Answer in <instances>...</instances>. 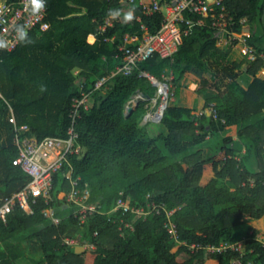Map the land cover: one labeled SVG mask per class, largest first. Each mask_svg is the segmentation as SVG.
Returning a JSON list of instances; mask_svg holds the SVG:
<instances>
[{"label":"trees","instance_id":"obj_1","mask_svg":"<svg viewBox=\"0 0 264 264\" xmlns=\"http://www.w3.org/2000/svg\"><path fill=\"white\" fill-rule=\"evenodd\" d=\"M45 2L49 28L30 29L16 48L0 49V204L30 178L13 163L19 155L16 135L66 137L75 99L87 93L92 104L80 107L75 123L83 151L70 154L55 172L49 196H39L32 213L16 206L6 221L0 220V264H19L31 243L37 253L30 254L33 264H205L206 258L231 264L241 255L236 250L193 251L181 241L206 245L243 237V264H264L259 230L249 223L264 216V58L259 56L264 52V0H224L233 17L226 29L211 16L198 23L201 16L188 13L195 21L183 24L189 31L173 57L156 52L130 74L117 72L123 62L120 45L126 34L142 37L144 26L156 32L162 11L148 14L140 0ZM129 11L132 17L126 19ZM232 33L255 49V60L235 57L240 40L230 38ZM224 37L222 47L218 43ZM141 71L159 80L171 73L175 89L183 78L197 82L205 107L216 102V115L170 104L154 121L148 115L157 108L158 86ZM102 78L107 79L97 87ZM139 91L148 97L127 112ZM12 113L16 123L10 121ZM22 125L29 130L18 131ZM70 171L80 177V188H90L89 201L106 210L123 191L130 203L147 208L154 202L161 212L123 215L133 229H120L121 212L111 217L96 213L81 223L75 205L63 207L72 189ZM50 207L56 208L58 223L45 215ZM164 207L174 210L170 218L181 241L170 236ZM67 235L94 247L77 252L64 243Z\"/></svg>","mask_w":264,"mask_h":264},{"label":"built area","instance_id":"obj_2","mask_svg":"<svg viewBox=\"0 0 264 264\" xmlns=\"http://www.w3.org/2000/svg\"><path fill=\"white\" fill-rule=\"evenodd\" d=\"M133 1V0H130ZM144 6L146 13L150 14L154 11H162L164 19L161 27L156 32H150L144 26V33L142 37L138 35L126 34L124 42L120 45L119 49L123 53V62L117 65V72L130 74L136 67L139 61L146 60L158 52L162 57H173V54L178 50L179 45L182 43V36L188 33L189 28H184L183 24H193L194 19L187 14L199 15L198 23H204V17L211 16L215 18L214 24L221 29H226L229 21L233 19L232 16L228 17L225 10L224 0H154L153 4H149L144 0H140ZM38 7V5H37ZM221 7L220 11L217 8ZM32 4L29 0H0V49L13 50L18 45L20 38L18 28L24 27L26 32L37 26L47 29L50 23L46 20L47 5L44 0L42 8H38L37 12H33ZM110 20L106 25H111ZM106 25H103L104 29ZM230 38H239L238 34L232 33ZM244 42V48L249 60H255L257 53L255 49L245 43L244 38H240ZM259 56L264 58V52L259 53ZM141 76L148 77L153 84L158 86V94L154 98L157 103V108L149 113V117L154 121H160L164 115V111L170 105V98L174 95V90L171 89L172 82L170 76L164 74V80H159L157 77L149 72L141 71ZM107 78H102L97 87H101ZM172 94V95H171ZM89 95L84 94L83 98L75 99L73 109L70 112L72 118L71 125L68 129V136H48L42 140L28 135L20 136L17 134L15 137L16 143L19 147V155L13 159V163L20 165L28 174L29 181L21 189L13 192L11 195L6 196L0 204V220H7V216L16 206L21 207L28 213L33 212L32 204L36 202L39 196L48 197L53 187L54 174L57 172L68 160L70 154H80L83 151L82 145L78 142V132L75 129V123L79 116V109L82 105L89 107L87 104ZM137 104L136 95L133 96L128 107L134 108ZM131 110V109H130ZM204 112V111H201ZM208 112H214L216 115L217 110L215 104H212ZM10 121L16 123V117L12 113ZM18 131L29 130L27 125H22L17 128ZM72 171L69 172V177L72 182V189L67 193V202L75 205L74 215L80 220L81 223L96 213H106L110 217L116 212H121V226L134 228L132 221L125 220L123 215L127 213H134L136 216L146 215L151 211L156 210L157 213L161 212V205L157 203H147V208L144 206H136L130 203L124 196L123 191L117 198L115 204L109 210L102 207L99 202L89 201L91 192L89 187L80 188L78 182L80 177L73 178ZM164 209H166L164 207ZM56 208H48L44 210L45 215L51 217L55 223L60 221V218L55 215ZM168 220L165 223L170 236L176 240L179 239L177 225L170 216L174 212L173 209H166ZM97 233V232H96ZM257 238L262 242L264 247V233L259 232ZM181 241V240H180ZM244 241L245 238L236 242H222L220 244H202L200 242L187 243L189 248L193 251L203 248L206 252H222L229 248L238 251L241 255L231 260V264H243L241 257L244 254ZM64 243L77 246L84 245L94 247V244L87 241L82 242L78 236L67 235L64 237ZM250 264L253 261H249Z\"/></svg>","mask_w":264,"mask_h":264},{"label":"crops","instance_id":"obj_3","mask_svg":"<svg viewBox=\"0 0 264 264\" xmlns=\"http://www.w3.org/2000/svg\"><path fill=\"white\" fill-rule=\"evenodd\" d=\"M132 12V14H133V11H131ZM111 21V20H110ZM112 22V21H111ZM137 35V34H136ZM238 37L239 38H237V39H239L240 40V43H238V44H236L235 46H234V50H235V53H236V55H235V57H239V58H244L246 55H247V53H246V51H245V48H244V42H243V40H241L240 38H243L241 35H239L238 34ZM246 67V63L242 66V69H244ZM240 79H241V81L244 83V84H246V85H249L250 84V81H249V79L246 77V75L245 74H241L240 75V77H239ZM179 88H180V92H179V96H178V98H179V101H180V103H175V105H183V106H189V105H187L186 103H190V101H194V100H192L190 97H189V93L190 92H195L197 95H200V96H204V94H202V93H200V92H198V83L197 82H194V81H192V80H190V79H186V78H183L181 81H179ZM176 90H177V87H176ZM141 91H139L137 94H136V97L138 98V95H139V93H140ZM145 98H147V97H142L141 99H145ZM140 99V100H141ZM187 99H189V100H187ZM139 100V101H140ZM89 101H91L90 99H89ZM206 101V100H205ZM92 103H90V105H91ZM211 104H216V102H212ZM190 107V106H189ZM64 196V194L62 193L61 194V197H63ZM70 206V204L67 202V200H66V202L64 203V205H63V207H69ZM249 223L254 227V228H256V229H258L259 230V232H262V233H264V216L263 217H261V218H257V219H251L250 221H249ZM205 264H219V261L217 260V259H215V258H206V260H205Z\"/></svg>","mask_w":264,"mask_h":264},{"label":"rangeland","instance_id":"obj_4","mask_svg":"<svg viewBox=\"0 0 264 264\" xmlns=\"http://www.w3.org/2000/svg\"><path fill=\"white\" fill-rule=\"evenodd\" d=\"M226 43H227V38H223V39H221L220 41H219V45L220 46H222V47H225L226 46ZM168 76H170V73L169 74H167ZM172 82V81H171ZM171 89H173L174 90V95H172L171 96V98H170V104H175L176 102L177 103H180V101H179V98H178V96L180 95L179 94V92H180V88H179V86H177V90L175 89V85L172 83L171 84ZM158 94V93H157ZM157 96V95H156ZM155 96V97H156ZM154 97V98H155ZM189 97L192 99V100H194V101H190V103H186L187 105H189L190 107H195V108H197L199 111H209L210 110V108H211V106H212V104H210L211 106H208V107H205V96H200V95H197L195 92L193 93V92H190L189 93ZM187 100H189V99H187ZM90 103H92V101H89L88 100V102H87V104L90 106ZM130 109H131V107H128V111L127 112H129L130 111ZM208 150V149H207ZM25 245H27L28 246V244L27 243H25ZM30 245V247H29V251L30 252H32V253H30L29 252V254H28V256L27 257H23L22 259H20L19 260V264H33V262H32V260H31V258H30V254L31 255H35V256H37V253H36V250H35V246L31 243V244H29Z\"/></svg>","mask_w":264,"mask_h":264},{"label":"clouds","instance_id":"obj_5","mask_svg":"<svg viewBox=\"0 0 264 264\" xmlns=\"http://www.w3.org/2000/svg\"><path fill=\"white\" fill-rule=\"evenodd\" d=\"M29 2L32 4V9L31 10L33 12H37L38 11V8H42L43 5H44V0H37V2H33V0H29ZM37 5H38V7H37ZM110 14L113 15V16H118L119 15V11L118 10H110ZM131 17H132V12L129 11L126 14L125 18L126 19H131ZM18 32H19V38L21 40L25 39V37H26V30H25V28L24 27L18 28Z\"/></svg>","mask_w":264,"mask_h":264},{"label":"water","instance_id":"obj_6","mask_svg":"<svg viewBox=\"0 0 264 264\" xmlns=\"http://www.w3.org/2000/svg\"><path fill=\"white\" fill-rule=\"evenodd\" d=\"M148 97V95H146V94H144V93H142V92H140L139 93V95H138V98H137V103L139 102V100L142 98V97ZM132 109V108H131ZM86 248H85V246L84 245H77L76 246V251L77 252H81V251H84Z\"/></svg>","mask_w":264,"mask_h":264},{"label":"snow or ice","instance_id":"obj_7","mask_svg":"<svg viewBox=\"0 0 264 264\" xmlns=\"http://www.w3.org/2000/svg\"><path fill=\"white\" fill-rule=\"evenodd\" d=\"M33 2H37V0H33Z\"/></svg>","mask_w":264,"mask_h":264}]
</instances>
